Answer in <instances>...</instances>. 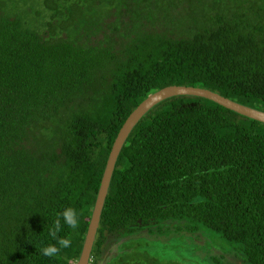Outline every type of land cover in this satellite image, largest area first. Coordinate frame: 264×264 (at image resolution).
<instances>
[{
    "label": "trees",
    "instance_id": "obj_1",
    "mask_svg": "<svg viewBox=\"0 0 264 264\" xmlns=\"http://www.w3.org/2000/svg\"><path fill=\"white\" fill-rule=\"evenodd\" d=\"M171 85L264 112V0H0V264L75 263L118 129ZM68 207L71 246L46 257ZM162 230L264 264L263 122L192 95L137 120L89 264H128L107 258L109 238Z\"/></svg>",
    "mask_w": 264,
    "mask_h": 264
},
{
    "label": "rangeland",
    "instance_id": "obj_2",
    "mask_svg": "<svg viewBox=\"0 0 264 264\" xmlns=\"http://www.w3.org/2000/svg\"><path fill=\"white\" fill-rule=\"evenodd\" d=\"M174 229L175 228H172V230ZM166 230H162V233H149L142 231L140 233L133 234L131 236L132 238H127L128 240L125 237L117 240L109 238L107 246L110 251L107 258L111 260V254L114 250V255H112L113 257L115 256L114 261H117L120 258V263L210 264L211 260L209 258V254L212 256L214 252V255L219 256L220 258H218L219 262L213 261V263L211 261V264H243L233 258V251L229 250L224 252L223 248L225 246L217 245V248H205L203 245L205 243V239L202 240V238L192 237L195 243H191L192 240H190L189 236L183 237L180 233L172 230L167 232ZM126 246H129L130 249H126ZM103 260L104 259L102 257L99 260V264H104ZM140 260L145 261L141 263Z\"/></svg>",
    "mask_w": 264,
    "mask_h": 264
},
{
    "label": "water",
    "instance_id": "obj_3",
    "mask_svg": "<svg viewBox=\"0 0 264 264\" xmlns=\"http://www.w3.org/2000/svg\"><path fill=\"white\" fill-rule=\"evenodd\" d=\"M173 95H192L206 98L210 101L217 103L227 109H230L238 114L244 115L246 117L258 120L264 123V112L256 110L254 108L244 106L242 104L236 103L232 100H229L215 92L191 87V86H166L160 88L149 95H147L142 101H140L133 110L126 116L120 128L118 129L115 138L110 146L105 165L102 171V175L100 177L98 189L96 192V196L94 199V203L90 212V216L88 219V223L86 226L85 234L83 237V242L81 245V249L79 255L74 264H88L89 261V253L91 249V245L93 242L95 230L98 223L99 213L102 207L103 199L106 193V189L108 186L109 178L111 175V171L116 159V156L119 152V149L125 140L128 132L133 127V125L137 122V120L154 104L159 102L160 100L173 96Z\"/></svg>",
    "mask_w": 264,
    "mask_h": 264
},
{
    "label": "clouds",
    "instance_id": "obj_4",
    "mask_svg": "<svg viewBox=\"0 0 264 264\" xmlns=\"http://www.w3.org/2000/svg\"><path fill=\"white\" fill-rule=\"evenodd\" d=\"M61 219L65 225L72 229H76L79 226L78 215L74 208L68 207L61 211L54 222V227L49 230V236L56 241V244H49L40 249L41 253L46 257H55L61 249L71 246V240L69 238L58 236L61 230Z\"/></svg>",
    "mask_w": 264,
    "mask_h": 264
}]
</instances>
